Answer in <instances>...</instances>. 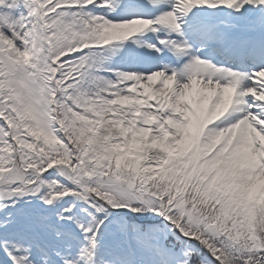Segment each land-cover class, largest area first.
<instances>
[{"label":"snow or ice","instance_id":"6c2138e0","mask_svg":"<svg viewBox=\"0 0 264 264\" xmlns=\"http://www.w3.org/2000/svg\"><path fill=\"white\" fill-rule=\"evenodd\" d=\"M0 264H264V0H0Z\"/></svg>","mask_w":264,"mask_h":264}]
</instances>
